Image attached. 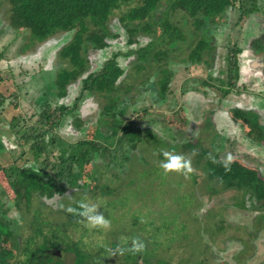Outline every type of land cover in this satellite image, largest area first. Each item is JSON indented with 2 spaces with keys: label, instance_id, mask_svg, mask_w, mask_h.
Listing matches in <instances>:
<instances>
[{
  "label": "rangeland",
  "instance_id": "obj_1",
  "mask_svg": "<svg viewBox=\"0 0 264 264\" xmlns=\"http://www.w3.org/2000/svg\"><path fill=\"white\" fill-rule=\"evenodd\" d=\"M260 1L262 4L257 2V9L253 8L250 13L242 14L236 7H226L223 12H218V15L223 16L225 21L223 24L221 16H217L216 12L208 13L205 21L213 23L211 32L207 31L212 34L210 43L214 45L212 67L203 64L187 65L182 62L181 58L186 56L189 47L181 43L180 49L172 53L174 60L168 64L173 70V75L162 99L158 97L156 87L152 84L156 77L152 76L140 85L147 77L145 68L138 69L134 65L136 61L131 62L125 55L129 48L146 45L151 38L150 35L138 36L137 45H127V34L118 21L117 13L111 15L109 22L111 30L117 32L119 37L106 38L109 43L107 47L100 50L90 47L87 54L90 69L97 70L106 59H110L113 52H121L118 56L119 64L126 65L128 73H123L117 80L122 85L120 93L124 89H129V97L126 100L127 114L126 110L121 112L122 107H110L114 117L103 115L102 118L106 119L104 126L98 121L101 118L100 111L108 104L106 101L112 104L111 100H117L118 90H103L96 93V96H90L81 90L82 104L71 115L73 119L77 118L75 115L79 116L83 124L75 127L74 124L65 123L67 124L65 127L59 128L62 136L71 143L83 138L96 139L101 145L113 143L110 152L97 157L98 173L94 174L96 177L98 175V179L94 183L102 187L93 193L87 191L85 198L82 199L80 193L69 189L64 194L56 193L49 199H45L46 197L39 195L38 192L32 193L30 201L25 202L23 199L21 204L15 206L12 202L14 198L12 189L1 175L0 212H5V218L10 220L13 236H4L1 239L0 249L10 252L9 264H21L22 261H26L28 254L42 241V236L52 233L57 234L58 239L62 240L61 250L58 251L59 257L70 264L73 263L75 254L69 250H62L67 243L76 244L79 249L89 254L88 261L94 259L100 264H128L125 255L127 252L113 255V251L117 248H128L136 238L147 246L145 249L148 255L139 252L132 264H252L251 246L245 239L249 222L244 214L256 208V198L242 189L225 188L216 179L210 181L207 176L209 169L205 163L208 158L206 155L209 153L213 157L217 156L219 160H225L230 154L233 160L236 159L251 168L258 166L259 170L264 172V157L260 160L245 152L253 153L255 145L258 144L245 134L248 132L242 120H235L229 110L225 112V105L231 109L243 106L239 93L236 92L237 83L235 89L228 95H224V86L215 87L221 85L219 82L221 78L226 77V56L229 46L239 43L246 48L250 59L247 57L245 59L249 65L252 55L260 59V52L253 53V49H250L251 40L247 37L251 32H260L258 21L264 23V0ZM163 6L164 4L159 8L163 9ZM9 7L8 2L0 0V54H2L0 99L4 101L0 108V129L5 146V149L0 150V166L7 169L9 168L7 165L24 166L33 163L34 159L28 146L19 145L20 138L15 131L25 123H31V115L38 109L35 100L39 93L37 89L38 83L40 84L39 69L41 67L50 69L57 63V51L67 43L72 34L55 32L43 42L29 46L24 54H19L18 46L30 34L28 29L16 30L9 25ZM255 10L257 12L254 13ZM161 13L162 11H159V14ZM170 15L171 9L165 10L163 19L167 18L180 24L183 29L189 27L185 30L191 35L197 31L194 18L181 20L179 11ZM192 41V38L186 39L187 43ZM165 46L166 44H162V47ZM115 60L117 61V58ZM148 64L146 70L154 71V63ZM251 77L247 78L245 84L248 92L256 88L257 79ZM202 80L208 82V85L202 84ZM78 90L76 83L69 85L67 97L62 98L59 103L69 105L76 96L79 99ZM248 101L247 97L246 107ZM261 101H264V97ZM260 105L264 107V102ZM258 115L255 113L250 115L251 123L257 124L253 128L256 135L259 134L260 126ZM15 117L18 125L12 128L11 122ZM117 118L132 121L139 128L154 131L164 144L150 142L130 149L126 143H122L124 149L128 148L130 151L121 152L122 144H118L121 129L115 136L110 133L111 127L119 126L118 123L114 124L111 121ZM71 121L69 118V122ZM97 125L106 135L110 133L107 141L93 137ZM3 130H7L6 134ZM141 136L149 142L144 133ZM183 141H189L192 145L181 148L178 146L174 149ZM205 149L208 151H204ZM21 150H25L23 155H20ZM164 151L190 158L194 171L187 178L176 172L164 175L160 168ZM193 152L197 154L193 155ZM123 154L126 155L123 157L125 161L120 158ZM57 155L58 152L52 150L48 154L47 162L49 164L56 162ZM111 159L113 164L110 162L108 168ZM259 163L263 166H259ZM121 167L124 168L123 179L115 175ZM86 172L84 181L88 179L93 181L94 179L88 176L92 172L90 167H87ZM63 185L67 186L66 181ZM81 201L96 204L99 207L98 211L110 220V228L108 230L92 228L86 220L67 211L69 207L72 208ZM257 222L260 224L258 220ZM34 235L35 239L31 240L29 237ZM52 240L55 241V238ZM55 250L56 248L53 249ZM256 262L257 259H253V264H257Z\"/></svg>",
  "mask_w": 264,
  "mask_h": 264
},
{
  "label": "trees",
  "instance_id": "obj_2",
  "mask_svg": "<svg viewBox=\"0 0 264 264\" xmlns=\"http://www.w3.org/2000/svg\"><path fill=\"white\" fill-rule=\"evenodd\" d=\"M9 4L8 21L13 29H28L29 40L23 44L24 47L31 46L35 40L43 41L55 32L64 31L71 32V37L60 47L57 55L64 63L60 65L59 71L56 75L54 86L57 88L56 98H61L66 93L67 84L76 81L83 74L89 70V62L87 52L90 47L93 49L104 48L108 46L106 38H115L118 36L117 32L111 30L109 24L112 14L117 13V18L123 29L128 35V44L138 42V36L150 35V40L146 45L141 46L136 51H129L135 53L137 58L134 65L138 69L146 68L148 63H154L155 70L153 77H156L154 82L157 89L158 97L162 99L168 90L169 82L173 75V70L168 66L169 62L173 61L172 53L178 51L181 43L189 47L186 56L182 57V62L187 65L189 63L205 62L210 64L213 60L214 45L210 43L212 34L211 22L205 21L207 14L210 12H223L226 7L237 8L239 13H250L255 8L257 9V2L262 4L260 0H5ZM164 4V8L159 7ZM264 5V3H263ZM262 5V6H263ZM261 6V5H260ZM254 8V9H253ZM171 9V15L179 11L181 20L185 18H194L197 25L193 35L182 28L180 24L171 22L169 19H163L165 10ZM159 11H162L159 14ZM257 12L256 10L254 13ZM161 19V20H160ZM207 20V19H206ZM208 31V32H207ZM36 38V39H35ZM192 38V42L187 43L186 39ZM162 44H166L162 47ZM259 52H264V48L256 47ZM240 48L237 44L229 46L228 54L226 56V78L220 80L221 85L215 87L221 88L222 85L226 89L231 90L239 77L238 54ZM128 53V54H130ZM121 54L120 51L113 52L110 59L105 60L101 67L94 71L87 72L86 77L81 78V89L96 95L103 90H118L119 97L117 100H111L110 104L102 107L100 112L101 118L99 123L105 126L106 119L103 115L112 116L110 107H122L121 112L126 110V102L123 100L126 96V89H124L125 96L122 97L120 90L122 85L118 83V77L124 73V70L117 65L115 60ZM127 55V53H126ZM2 54H0L1 59ZM206 56V59H204ZM149 80V77L143 79L140 83L142 85ZM2 77L0 76V82ZM202 84L208 85L205 80ZM129 91V89H128ZM38 105V109L31 115V123H25L23 126L16 129L15 134L20 138L19 145H27L28 150L33 156L32 162L29 165L17 166L7 165L0 166V176L3 175L8 182L14 194L13 205L21 204V199L24 197L28 201L31 191H37L39 195L47 198L52 197L53 192L62 193L65 187L62 184L58 185L57 181L63 179L72 187L81 186L79 183L82 177V163L86 159L85 154H82L81 159L77 151L88 153L89 148L92 151H97L102 147V154L105 151L106 144L101 145L95 140H78L75 142H67L62 139L55 130V127L60 123L65 115L71 113L70 108L64 106H53L48 97ZM128 96V94H127ZM53 97V96H52ZM55 97V96H54ZM122 97V98H121ZM3 100L0 99V108H2ZM53 102V101H52ZM75 106H72V109ZM114 113V112H113ZM118 113V110L116 111ZM234 117H241L249 125L250 135L253 134V128L257 124L251 123V118H248L239 109H234ZM114 117V116H112ZM76 121V120H75ZM112 123H118V128L111 127L110 130L114 136L121 129V135L118 138V144L126 143L130 148H136L137 145L146 144L150 142L163 143L157 134L147 128H139L136 123L132 121H123L121 119H112ZM77 125L80 123L75 122ZM17 118H13L11 122L12 128L17 127ZM134 129H133V128ZM113 130V131H112ZM264 130L259 126V134H253V137L264 140ZM147 136L149 142L143 139L142 132ZM114 132V133H113ZM109 133V134H110ZM104 135L98 128L95 132L96 138L107 141L109 135ZM151 137V138H150ZM164 144V143H163ZM181 147L192 145L189 141H183ZM124 144H122L123 146ZM178 144L174 149H177ZM83 146H88L82 148ZM70 147V152L66 158L64 154ZM180 147V146H179ZM178 147V148H179ZM55 148L60 152L58 157L61 162L67 163L66 169L58 168L55 174L48 170V152ZM203 151V150H202ZM204 151H208L205 149ZM25 150H21L20 155H23ZM92 155V153H91ZM205 156V155H203ZM213 156V155H212ZM208 154L206 155V158ZM217 163H213L211 159H206V166L209 169L207 176L210 181L216 179L225 188L235 187L242 189L245 193H250L255 196L257 200H262L264 203V179L258 175L257 169L250 168L241 164L234 159L231 164V171L226 172L223 167V161L215 156ZM37 161H39L37 164ZM76 162L78 170L73 171L71 164ZM36 165H39L36 167ZM59 178V180H58ZM39 179L40 181H38ZM78 205L74 209H78ZM41 232V231H40ZM36 231L35 234H37ZM5 237H12L10 222L8 220L0 219V240ZM31 240L34 236L29 237ZM55 238V241L52 240ZM26 243V242H25ZM61 241L55 235H44L42 241L39 242L32 252L26 257V261L21 264H67L62 260L55 258L54 253L50 249L55 246L61 248ZM66 251H72L75 254V259L72 264H100L97 260L88 261V255L83 250L79 249L76 244H65L62 247ZM137 254V253H136ZM135 254V255H136ZM10 252L5 249H0V264H9ZM131 253L126 255L128 264L134 263V258ZM133 255V256H135Z\"/></svg>",
  "mask_w": 264,
  "mask_h": 264
},
{
  "label": "crops",
  "instance_id": "obj_3",
  "mask_svg": "<svg viewBox=\"0 0 264 264\" xmlns=\"http://www.w3.org/2000/svg\"><path fill=\"white\" fill-rule=\"evenodd\" d=\"M61 32H64V31H61ZM249 39L251 40V44H252L254 39H252V38H249ZM27 40H29V36L27 37L26 40L24 39V41L21 42V44L18 46L19 54H22V53L24 54L25 52H27V48L29 46H27V47L23 46V44L26 43ZM37 43H39V42L38 41L34 42L32 45H36ZM95 50H98V49H95ZM57 53H58V51H57ZM57 53H56V57H57L56 58V62L57 63H55V65L52 68H50V69H45L44 68L43 69L41 67V69H39V75H40L39 76V79H40L39 81H40V84L37 82L38 83V88L37 89L39 90V93L36 96L35 103H37L38 105L39 104L41 105V101L46 98L45 95L50 94V97H48V98L50 100L51 105H53V106H57V105L60 106L61 105V106L70 108V110H72V112H73L78 107L79 102H81V100H82L80 98V96L82 95V94H80V86H81V81L80 80H81V78L86 77L87 72L90 69L85 74H83L80 78H78L75 82H71V83L67 84L66 93H65V95L63 97L55 99L56 98L57 88L53 84L55 82L56 75H57V73L59 71L58 67L60 65H63V63H64L62 60H60V57L57 55ZM257 53H259V52H257ZM260 54H261L260 59L256 58V56H253V55L251 56V58H252L251 64L249 65L247 63L249 66L245 65V67H243L244 74L241 73V70L239 71V77L237 79L239 83L237 84L238 89H237L236 92L239 93V97H240V99L243 102V106H240V107L237 106V107L231 109L230 107L225 105L224 108H225V112H226V110H229L232 113H233L234 109H239L240 111H246L247 113L246 114L243 113V114L245 116H247L248 118H250V115L252 113H255L256 115L259 114L258 115L259 116V123H260V126L264 129V125H263V123H264V107H262L260 105V103L264 102V101H261V98L264 97V57H263L264 54H262L261 52H260ZM261 58H263V61L261 60ZM204 59H206V56H204ZM117 60H118V58H117ZM213 60H214V56H213ZM213 60H212V62L210 64H206L205 62L189 63V64L190 65L191 64H203V65L209 66L211 68L212 64H213ZM117 62H118V65L120 66L119 60ZM147 66H146V68H147ZM120 67L124 70V74L128 73V71H127L128 67L126 65L125 66H120ZM146 68L144 69V71L147 74V77H149V79H150L153 76L152 74H153L154 71H147ZM94 70H92V71H94ZM250 77L251 78H255L256 77L257 83H255L256 84L255 90H250L248 92V91H246L248 88L245 87V84H246L247 78H250ZM225 78H221L220 80L225 79ZM220 80H219V82H220ZM75 83L77 84V87L79 89L78 90L79 99L76 96V98L73 99V101L69 105H66V103H64V102L59 103L62 98L67 97L68 86L72 85V84H75ZM211 84H213V83H211ZM255 84H253V85H255ZM153 85H155V83ZM235 86L231 90L226 89V86H224L225 87L224 95H228L233 89H235ZM157 89L158 88H156V90ZM121 92H122V97H124L125 93L123 91H121ZM87 93L90 96L93 95L92 93H89V92H87ZM126 93L128 94V90H126ZM127 94H126V96L123 99L125 102H126L128 96H129V95L127 96ZM247 97H248L249 101L247 102L248 106L246 107V98ZM72 106H75V107L72 109ZM125 106H127V105H125ZM72 112L68 113L67 115H65L63 117V119L60 121V123L55 127V130L58 132V135L62 139H65V138L59 132V128L60 127H65L67 125L65 123L74 124L75 127H79V125H80V124L77 125L75 123L77 121V119H73V116L71 115ZM125 113L127 114V108H126ZM75 117H78V116L75 115ZM233 117H234V115H233ZM69 118H71V120H72L71 122H69ZM235 120H239V121L242 120L241 122L246 127L247 132L250 130L249 126H246L248 124L245 122L244 119H242L241 117L238 116V118L235 117ZM2 127L4 128V126H2ZM6 131L7 130H3L4 134H6ZM0 133H1L0 134V150H3V149H5V146H4V142H3L2 138H1L2 129H0ZM245 134L248 137H250V139L254 140L258 144V145H255V149H254L253 153L247 152V151H245V152L248 153L249 155H251L253 158H258V159L262 160V158L264 157V140L261 141V140L255 138V137H253L254 133L252 135H250L249 132H248V134L247 133H245ZM67 141H69V140H67ZM259 166H263V165L259 163ZM254 169H257L258 175L262 179H264V172H261L259 170L258 166H254ZM248 198L250 199L251 197H248ZM256 201H257L256 208L253 211H248V213L244 214L245 218L247 217V222H249V226H248V230H247L248 233H247V236L245 237V239H247L248 243L251 246V250H250V255H251L250 258L252 260L251 263L253 264V259L256 258L257 259V262H256L257 264H264V255L261 256V253L264 251V237H262V234L264 233V209H262L264 207V203H263L262 200H257L256 199ZM247 206L249 207V204ZM257 220L260 222V224H258Z\"/></svg>",
  "mask_w": 264,
  "mask_h": 264
},
{
  "label": "flooded vegetation",
  "instance_id": "obj_4",
  "mask_svg": "<svg viewBox=\"0 0 264 264\" xmlns=\"http://www.w3.org/2000/svg\"><path fill=\"white\" fill-rule=\"evenodd\" d=\"M263 18V17H262ZM221 20H223V18L221 19ZM263 20H264V18H263ZM223 22H225L224 20L221 22V24H223ZM211 26V29L213 28V23L210 25ZM257 26H258V29H260V32L259 33H255V31L254 32H251V33H249V36H247L248 38H253L254 40H253V42H252V44H250V49L252 48L253 49V53H257V52H259L257 49H256V47H260V48H264V42H263V40H264V23L260 20V21H258L257 22ZM127 34V33H126ZM117 37H119V34H118V36ZM117 37H115V38H112V39H116ZM138 41H139V38H138ZM109 44V43H108ZM126 44L127 45H132V44H138V42H134V43H131V44H128V35H127V37H126ZM237 44V46L241 49L240 50V52H239V54H238V64H239V71L241 70V73L242 74H244V72H243V67H245V65L246 66H249L247 63V60L245 59V57H247V59H249L248 58V56H247V54H248V50H246V48H243L239 43H236ZM107 47V46H106ZM105 48V47H104ZM138 48H140V46L138 47ZM137 47L136 48H129L128 50H127V57H128V59H131L130 61L131 62H134V61H136V58H137V56H136V54L135 53H130L129 51H136L137 49H138ZM100 49H103V48H99L98 50H100ZM95 50V49H94ZM133 51V52H134ZM246 52V53H245ZM128 53H130V54H128ZM262 54H264V52H262ZM126 55V54H125ZM87 57H88V54H87ZM263 57H264V55H263ZM107 60V59H106ZM261 60L263 61V58H261ZM88 62H89V58H88ZM130 62V63H131ZM260 62V61H259ZM129 63V64H130ZM103 64V63H102ZM91 68V64H90V62H89V69ZM241 68V69H240ZM75 82V81H74ZM236 83L238 84L239 82H238V80L236 81ZM223 86V85H222ZM82 89H81V86H80V91H81ZM83 92H84V90H82ZM87 92V91H86ZM129 97V96H128ZM55 99H58V98H55ZM82 104V101L81 102H79V104H78V107L77 108H79L80 107V105ZM74 114V113H73ZM77 121L78 122H80V125L79 126H81L82 124H83V121L81 120V118L78 116L77 118ZM209 120V119H208ZM98 121H100V119L98 120ZM99 124V123H98ZM98 129V125H97V127L95 126V129H94V131H93V137H96L95 136V132H96V130ZM57 132V131H56ZM101 132H103V131H101ZM103 134L104 135H106V133H104L103 132ZM57 135H58V132H57ZM100 137H98V139H99ZM64 140H66V139H64ZM80 140H95L96 142H98L96 139H92V138H83V139H80ZM67 141V140H66ZM67 142H70V141H67ZM71 143V142H70ZM101 144V143H100ZM112 142L109 144V145H106V148L104 149L105 151L103 152V153H106V152H110L111 151V148H110V146H112ZM181 145L182 144H180L179 146V148H181ZM138 146V145H137ZM86 147H88V146H83L82 148H86ZM129 147V146H128ZM130 148V147H129ZM90 150H89V152L88 153H83L81 150L80 151H77V153H78V155H79V158L81 159V156H82V154H85L84 155V157L86 158L85 160H84V162L82 163V177L80 178V180H79V183H81V186H79V187H77V186H74V187H72V186H70L69 184H68V182L66 181V180H63V179H61V180H59V178H58V180L59 181H57L58 183V185H60V184H62L63 185V182L64 181H66V183H67V186H65V189L63 190V192L62 193H57V194H59V195H62V194H64L68 189L69 190H74V192L75 193H80V196H81V198L80 199H82V197L83 198H85V195H86V193H87V191L88 192H91V193H93L94 191H96V189L97 188H100L101 189V187H102V185H97V184H95L94 182L98 179V175H97V177L95 176V174H94V172L97 174L98 172V162H97V159L100 157V156H102V155H104V154H102V147H100L97 151H95V152H93L92 151V147H90L89 148ZM131 149V148H130ZM130 149H124V146H122V150H121V152H125V153H127V152H129L130 151ZM132 149H135V147L134 148H132ZM54 151V150H56L55 148H53V149H50L49 150V152L48 153H50L51 151ZM57 151V150H56ZM58 152V154H60V152L59 151H57ZM69 152H70V147H68V149H67V151L65 152V154H64V158H66L67 157V155L69 154ZM91 153H92V155H91ZM121 154V153H120ZM98 157V158H97ZM123 157H126V155L125 154H123L122 155V157H120L121 159H123V161H125L126 159L125 158H123ZM128 158V157H127ZM144 159V158H143ZM58 161V162H57ZM57 161L56 162H52V163H48V170H51L52 172L51 173H53V174H55L56 172H57V170H58V168H64V169H66V167H67V163H63V162H61V159L58 157V155H57ZM112 161V159L108 162V165H109V163ZM114 162V161H113ZM71 164V168H72V170L73 171H77L79 168H78V165H77V163L76 162H73V163H70ZM111 164H113L112 162H111ZM87 167H90V170L92 171L90 174H88V176H89V178L90 179H94L93 181H91V180H89L88 179V181L89 182H91V183H89L88 181H84V176H86V174H87V172H86V169H87ZM110 167V165L108 166V168ZM139 169H140V167H139ZM123 170H124V168L123 167H121L120 169H118V171L117 172H115V175L119 178V179H123L122 178V173H123ZM138 170V169H137ZM95 176V177H94ZM8 183V182H7ZM93 183V184H92ZM9 185V184H8ZM63 187H64V185H63ZM76 190H78V191H76ZM32 193H37V191H31V195H32ZM85 193V194H84ZM56 194V192H53V195H52V197L54 196ZM31 195H30V197H29V199H28V201H30V199H31ZM45 197V196H44ZM52 197H50V198H52ZM25 200V202H27L26 201V199L23 197L22 199H21V202H22V200ZM45 199H49V198H45ZM59 203H60V201H59ZM79 203V202H78ZM76 205V204H75ZM74 205V206H75ZM74 206L72 207V208H74ZM0 214H2V215H0V219H3L4 221L5 220H8L7 218H5V212H0ZM19 220H21V218H18ZM9 222H10V220H8ZM17 221V220H16ZM10 225H11V223H10ZM50 235H55V237L58 239V235L57 234H54V233H52V234H50ZM60 241H62L61 239H59ZM129 247V246H128ZM147 246H145V248H146ZM56 248V250L55 251H59V250H61V248L59 247V246H55V247H52L51 249H50V252L51 253H54V257L55 258H58V259H60V260H62L60 257H59V254H56V252L55 251H53V249H55ZM62 250H63V248H62ZM143 252V254L145 255V256H147L148 255V252H146V249H144V251H142ZM129 252H127L125 255H127ZM140 253H137L135 256H133V254L131 255V257L132 258H134V259H137V257H138V255H139ZM75 259V258H74ZM63 261V260H62ZM135 261V260H134ZM63 262H65V261H63ZM73 262H74V260H73ZM65 263H67V262H65ZM67 264H70V263H67Z\"/></svg>",
  "mask_w": 264,
  "mask_h": 264
},
{
  "label": "clouds",
  "instance_id": "obj_5",
  "mask_svg": "<svg viewBox=\"0 0 264 264\" xmlns=\"http://www.w3.org/2000/svg\"><path fill=\"white\" fill-rule=\"evenodd\" d=\"M197 153L193 152V155ZM164 159L160 163V168L163 170V174L167 175L171 172H176L183 174L186 178L190 173L194 171L191 165V159L186 158L180 154H174L169 151H164L162 153ZM208 158L212 160L213 163H217L215 157L211 153L208 154ZM233 162L232 156L229 154L223 161V167L226 172L231 171V164ZM99 207L96 204H90L85 201H81L78 205V209L69 207L67 211L73 212L81 217L83 220L87 221V224L92 228H100L108 230L111 226L110 220H108L102 213L98 211ZM145 249V244L139 238L134 239L128 248H117L113 251V255L124 254L129 252L133 255L142 252Z\"/></svg>",
  "mask_w": 264,
  "mask_h": 264
},
{
  "label": "water",
  "instance_id": "obj_6",
  "mask_svg": "<svg viewBox=\"0 0 264 264\" xmlns=\"http://www.w3.org/2000/svg\"><path fill=\"white\" fill-rule=\"evenodd\" d=\"M89 71H92V70L90 69ZM89 71H88V72H89ZM56 254H59L58 250L56 251Z\"/></svg>",
  "mask_w": 264,
  "mask_h": 264
}]
</instances>
